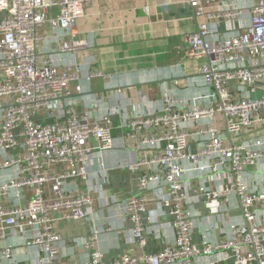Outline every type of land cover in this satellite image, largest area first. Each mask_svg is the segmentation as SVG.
Segmentation results:
<instances>
[{"label":"built area","instance_id":"obj_1","mask_svg":"<svg viewBox=\"0 0 264 264\" xmlns=\"http://www.w3.org/2000/svg\"><path fill=\"white\" fill-rule=\"evenodd\" d=\"M89 1L0 0V241L8 231L20 232L24 244L39 252L37 264H58L64 242L60 223L91 218L90 192L97 187L89 183L92 160L116 147L110 114H80L64 103L70 82L78 75L71 67L60 68L58 54L87 46L74 38V30ZM230 1L188 0L197 28L185 35L186 56L206 60L198 73L203 84L214 89L211 104L177 106L166 94L162 112L141 114L124 124L138 145L151 153L126 166L132 172L143 166L151 170L139 177L138 194L122 204L132 224L131 242L140 248L148 244L144 215L150 190L156 192L161 213L167 210L171 216L173 241L154 254H125L106 262L95 246L101 232L93 226L76 244L88 258L73 264H193L202 255L219 256L218 264L229 260L264 264V189L251 186L244 177L248 166L264 163V139L234 142L257 122V116L264 121V95H259L264 88V0H256L250 8L251 22L245 29L220 34L211 28L213 22H223L232 30L245 13L237 0L226 7ZM54 8L58 13L51 17ZM45 23L70 35L49 53L39 51L37 32ZM43 110L56 119L38 120ZM217 114L223 115L225 130L216 127ZM192 137L201 141L195 153L189 150ZM203 162L220 187L202 186L200 192L214 199L235 194L244 219L229 222L221 242L199 248L192 242L193 221L186 208L192 184L186 178ZM8 170L12 172L4 178ZM71 179L85 181L88 193L69 194L65 184ZM25 189L31 195L22 204ZM147 220L154 224L158 219ZM13 257L12 246L0 249V264H17Z\"/></svg>","mask_w":264,"mask_h":264},{"label":"crops","instance_id":"obj_2","mask_svg":"<svg viewBox=\"0 0 264 264\" xmlns=\"http://www.w3.org/2000/svg\"><path fill=\"white\" fill-rule=\"evenodd\" d=\"M236 2L245 10L236 28L228 30L225 23L213 22V30L220 34L235 33L250 24V8L256 0ZM233 3L234 0L230 1L226 7ZM57 13L58 9L54 8L49 16L55 17ZM196 28L188 0H90L86 4V14L77 20L74 38L86 41L87 46L75 52L58 54L60 68L71 67L78 75L70 82L69 95L64 103L80 114L90 112L93 117L110 114L116 147L97 153L92 160L89 183L97 187L90 192L93 199L91 218L58 225V232L64 239L58 264H73L88 258L87 251L76 244L86 239L93 226L101 232L95 246L102 251L106 262L125 254L133 257L154 254L173 241L174 233L169 226L171 216L167 210L161 213L156 204V192L150 190L147 193V214L144 215L148 244L140 248L131 242L132 224L122 204L138 194L139 177L151 170L143 166L132 172L126 166L151 153L138 145L124 124L141 114L162 112L166 94L176 101L177 106L211 104L210 95L214 89L203 84L198 73L199 66L206 60L186 56L185 35L195 32ZM37 34L41 53L53 52L64 40L70 39L65 30L53 28L49 23L40 26ZM259 95H264V88ZM258 117L251 128L234 139L235 143L252 144L257 139H264V121ZM37 118L49 123L56 116L47 115L43 110ZM59 119L65 120L64 117ZM215 125L225 130L223 115H216ZM196 127L198 125L192 130ZM146 133L152 134L153 131ZM92 143L95 145L97 142ZM200 146L201 141L192 137L189 150L195 153ZM207 165L206 162L201 163V168L191 170L186 178L192 184L191 201L186 205L193 221L192 242L199 248L206 243L221 242L226 238L229 222L241 223L244 219L235 194L214 199L200 192L202 186L213 190L220 187L219 181L210 177ZM11 172H4L3 177ZM244 177L251 186L258 185V189H264V163L248 166ZM65 189L71 195L89 191L88 184L80 179L69 180ZM21 194L25 197L20 202L25 204L31 190L25 189ZM149 216H157V222L148 223ZM5 246H12L17 264H37L35 259L39 252L24 244L20 232L8 231L5 240L0 241V249ZM218 258L216 255H202L193 264H218ZM223 264L233 263L229 260Z\"/></svg>","mask_w":264,"mask_h":264}]
</instances>
